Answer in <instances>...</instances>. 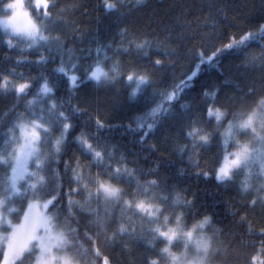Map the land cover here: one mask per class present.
I'll return each mask as SVG.
<instances>
[{
  "label": "snow or ice",
  "instance_id": "obj_1",
  "mask_svg": "<svg viewBox=\"0 0 264 264\" xmlns=\"http://www.w3.org/2000/svg\"><path fill=\"white\" fill-rule=\"evenodd\" d=\"M145 2L101 0L100 5L105 14L123 17ZM80 8L86 13L78 0H0V264H74L71 244L82 227L92 264H118L116 248L128 264H161L162 259L167 264H214L217 254L234 251L233 240L222 239L227 235L214 211L198 204L196 192L181 188L171 172L162 171L175 163L170 154L158 153L164 159L149 167L139 159L130 164L123 153L117 158L116 145L99 139L100 131L112 125L98 108L90 111L81 103L82 90L110 88L118 103L124 88L131 103L151 89L160 98L147 113L151 122L145 124L140 113L126 125L141 132L143 143L173 113L174 104L189 108L181 97L195 87L205 68L224 77V56L238 54L236 77H224L211 90L202 87L200 96L208 102L202 110L184 112L175 150L182 159L186 155L196 177L226 188L236 185L246 209L259 208L264 214V73L258 84H241L237 78L250 69H264V23L233 33L226 42L201 46L190 69L161 84L165 60L175 50L167 35L133 29L131 23L119 27L118 39L81 48L82 55L66 67L65 57L71 59L74 49L63 27L68 14ZM257 37H262L258 53L249 46ZM77 38L82 41L83 34ZM21 45L34 49L35 57L24 55ZM132 56L135 61L125 68L122 57ZM222 87L234 90L222 97ZM213 144L215 165L201 168L200 152ZM148 147L157 151L155 143ZM184 174L181 168L178 175ZM238 222L249 238L238 247L253 250L246 264H264V226L256 228L246 215ZM88 224L97 231L90 233ZM133 242L142 248L135 258Z\"/></svg>",
  "mask_w": 264,
  "mask_h": 264
},
{
  "label": "trees",
  "instance_id": "obj_2",
  "mask_svg": "<svg viewBox=\"0 0 264 264\" xmlns=\"http://www.w3.org/2000/svg\"><path fill=\"white\" fill-rule=\"evenodd\" d=\"M78 2L85 6L87 11L85 13L84 8L71 11L63 27V32L68 37V44L74 49L71 59L68 56L65 57L66 67L70 69L75 58L82 55L81 48L92 47L94 49L97 41L104 45L114 38L118 39L116 33L119 27L124 23H131L130 26L133 29L147 32L156 29L161 36L167 35L171 48L175 50V55L171 57V60H165L164 78L160 81L161 84L169 82L172 76L179 77L184 71L190 69L196 51L201 46L208 47L211 44L226 42L231 34H238L239 31L246 28H254L260 23H264V0H146L144 5L126 13L123 17H120L116 12L105 14V9L100 5L101 0H78ZM60 3H65V0H60ZM123 7H131V5H122ZM165 29L167 32L164 31ZM80 34H83L82 41L77 38ZM2 39L3 32H0V40ZM260 39L262 37H257L256 41L249 45L257 53L259 52L258 41ZM21 47L25 48L24 55H28L29 58L35 57L34 49H27L26 45H21ZM107 51L108 55L115 58L111 49ZM92 55L95 57L96 53L93 51ZM103 55L102 50L99 58L103 59ZM122 59L124 67L127 68L130 61H135V56L122 57ZM239 59L240 56L232 52L224 56L221 62L224 77H236L239 70L235 65ZM262 73H264V69L256 67L248 70L244 77L237 76V78L240 79L241 84H246L247 80H255L258 84ZM33 75H35V70H33ZM224 77L215 69L205 68L195 81V87L186 90L181 97L183 102L189 104V108L182 110L179 103L174 104L172 106L173 113L164 117L143 143L139 142L141 132L132 131L126 125L140 113L145 115L143 119L145 124L151 122L152 118L147 116V113L152 105L160 99L158 96L151 95V89L140 93L137 100L131 103L126 99L129 90L124 88H121L118 103H116L113 97L114 93L110 88H101L98 91L83 89L81 103H87L90 111H96L98 108L101 118H106V124L112 125V127H105L100 131L99 139L101 142L108 141L116 145L117 158L120 153H123L130 164L133 159H139L140 164L149 167L154 160L164 159L158 153L162 152L166 157L170 154L175 163L172 168L162 166V171L171 172L176 177L179 186L188 188L189 193L195 191L197 203L208 206L210 210L214 211L218 226L222 227L227 235L222 236V239L231 238L233 240L234 251L228 254H217L214 257V264H230V262L231 264H246L253 250L238 247L241 241L249 239L245 234V226L238 222L239 218L241 215H246L248 220L252 221L256 228H259L264 226V214L259 208L255 211L246 209L245 205L241 203L242 198L236 185L226 188L218 185L213 179L205 180L202 177H196L193 174L194 169L187 162L186 155L182 159L175 150L178 145L174 138L178 131L182 136L180 125L184 121V112L191 113L197 108L202 110L208 100L200 96L201 88L207 86L211 90L212 86L219 84ZM233 90L231 87H222L221 96L223 97ZM62 94L67 96L63 90ZM3 104L4 102H0V109L3 108ZM93 126V122L89 121L90 130ZM133 127H135V122ZM149 143H155L157 151L148 147ZM216 154L215 144L206 150H201V168L211 170L216 162ZM145 155H147V159L143 158ZM181 168L185 171L183 176L178 175ZM246 198L244 197V199ZM232 211H236L237 215H231ZM87 229L90 233L97 231L95 224H88ZM83 232L84 228L82 227L79 239L73 237L74 255H76L79 264H92L90 242ZM98 239H101L103 247L106 242L102 240V236ZM138 251H142V248H138L133 242L134 258L137 257ZM119 253V248L113 252L118 264H128V257L121 256ZM161 264H164V259L161 260Z\"/></svg>",
  "mask_w": 264,
  "mask_h": 264
},
{
  "label": "rangeland",
  "instance_id": "obj_3",
  "mask_svg": "<svg viewBox=\"0 0 264 264\" xmlns=\"http://www.w3.org/2000/svg\"><path fill=\"white\" fill-rule=\"evenodd\" d=\"M71 253H72V255L76 258V255H74V253H75V249H74V243H73V242H72V244H71ZM195 254H196V253H195V250L193 249V251H192V255H195ZM74 264H79L77 259H75ZM164 264H167L166 259H164Z\"/></svg>",
  "mask_w": 264,
  "mask_h": 264
}]
</instances>
